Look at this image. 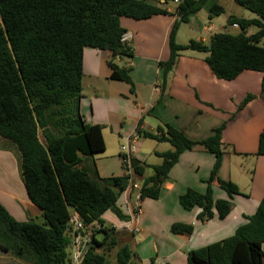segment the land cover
Wrapping results in <instances>:
<instances>
[{"label":"trees","instance_id":"16d2710c","mask_svg":"<svg viewBox=\"0 0 264 264\" xmlns=\"http://www.w3.org/2000/svg\"><path fill=\"white\" fill-rule=\"evenodd\" d=\"M207 1L173 0L176 7L169 11L151 0H0V137L15 147L22 181L44 218L42 223L35 219L20 222L0 203L1 252L22 264H71V219L78 214L86 227L98 226L81 264H112L99 249L116 245V227L107 225L103 216L111 211L121 221L132 220L118 206L130 181L126 175L102 178L98 174L94 159L106 150L104 127L86 122L81 102L87 48L111 52V79L128 83L134 91L132 69L125 58H133L135 50L131 43L122 41L127 34L122 18L177 17L170 34L171 56L160 63L165 85L183 53L194 51L207 54L205 62L220 80H235L245 71L262 73L264 99V0H235L256 16L228 17L229 26L240 28L239 35L223 31L213 34L207 43H176L180 25L189 23L190 16L200 12ZM224 12L219 4L210 8L211 17ZM252 27L258 31L249 36ZM255 98L248 95L239 110ZM141 126L137 128L140 137L167 142L172 147L158 153L162 163L152 167L151 176H145L147 167L133 157L132 166L142 177V201L159 199L180 156L201 145L215 156L206 181L207 192L188 189L180 197V204L187 211L200 208L198 220L202 223L215 218V211L219 219H226L234 196L241 193L235 183L218 177L225 154V124L200 142L192 141L170 124L160 127L157 133L145 132ZM257 155L264 156V132ZM88 161H92L91 167ZM215 183L228 199L215 200ZM247 220L233 236L189 252L187 264H263L264 197L257 212ZM194 229L193 224L175 223L171 231L191 235ZM136 258L137 253L124 246L117 254V264H137Z\"/></svg>","mask_w":264,"mask_h":264},{"label":"crops","instance_id":"0c3cea01","mask_svg":"<svg viewBox=\"0 0 264 264\" xmlns=\"http://www.w3.org/2000/svg\"><path fill=\"white\" fill-rule=\"evenodd\" d=\"M151 2L169 11L176 6L175 2V6L168 5L166 0ZM220 3V0L207 1L204 8L209 16L211 6ZM202 10L190 16L188 25L203 33L196 41L207 43L221 28L214 24L211 16V27H207V14L202 15ZM246 17L254 18L249 11ZM176 21L175 15H159L147 20L122 18L121 23L131 35L130 43L135 50L133 58H125L126 65L132 69L134 91L128 83L111 79L112 71L108 66L111 52L85 49L81 113L87 123L104 127L106 144L105 152L94 159L98 174L102 178L125 175L121 146L137 134L140 123L142 130L150 133H157L160 127L170 124L196 142L225 124L222 134L225 154L218 177L235 183L241 194L234 196L232 211L226 219H219L215 211V218L200 222L201 209L185 210L180 197L188 189L201 194L207 192L206 181L211 176L215 156L201 145L184 152L169 174L170 181L163 185L159 199L143 201L139 217L125 222L111 211L103 216L106 222L110 220V227H116L117 242L113 248L104 246L99 251L107 258L115 255L116 263L119 250L129 246L138 255L134 259L137 264H187L189 252L233 236L247 223V217L257 212L264 197V156L257 155L260 135L264 132L263 74L245 71L235 80H220L205 62L206 56L187 51L165 85L160 63L167 62L171 56L170 34ZM87 76L106 83H88L85 88ZM248 95L256 98L238 110ZM0 147V203L20 222L35 219L42 223V211L31 202L22 181L15 147L1 137ZM171 149L167 142L141 136L134 156L147 167L145 176H151L152 167L162 163L158 153ZM91 162H87L89 167ZM138 181L141 183L142 177L138 176ZM213 192L215 200L229 198L217 183L213 184ZM129 195L128 198L123 195L118 206L124 215L132 217L133 200ZM175 223L193 224V234L172 233ZM13 262L19 260L0 251V264Z\"/></svg>","mask_w":264,"mask_h":264},{"label":"built area","instance_id":"2783aa9c","mask_svg":"<svg viewBox=\"0 0 264 264\" xmlns=\"http://www.w3.org/2000/svg\"><path fill=\"white\" fill-rule=\"evenodd\" d=\"M179 2V0H175ZM130 34H125L122 41L130 44ZM140 136L136 134L130 137L127 142L121 146V158L123 162V168L125 175L129 177V188L123 193L126 198L132 197V219L139 217L143 212L142 197H141V183L138 181V175L136 174L133 166L132 159L136 151V142ZM133 194V195H132ZM73 226L74 238L71 252V264H81L82 260L93 243V233L98 228L97 225H91L86 227L80 220L78 214H74L71 219Z\"/></svg>","mask_w":264,"mask_h":264},{"label":"rangeland","instance_id":"374dc122","mask_svg":"<svg viewBox=\"0 0 264 264\" xmlns=\"http://www.w3.org/2000/svg\"><path fill=\"white\" fill-rule=\"evenodd\" d=\"M221 1V5L225 8V12L223 14H221L220 16H212L211 18H214L215 19V22L214 24L216 26H218L219 28H221V30L219 32H223V31H228L230 34L232 35H239L241 33V30L238 26H229L228 23H227V20H228V17L231 16V15H235V16H238V17H246L247 16V13L248 11H246L244 8L240 7L235 0H220ZM168 5L170 6H175L174 5V2L173 0L169 1L168 2ZM176 7V6H175ZM203 14L202 15H206V24H207V27H211V23H210V16L209 14L206 12L207 10L204 8L202 10ZM206 13V14H205ZM210 13V12H209ZM253 17H256L253 13H252ZM209 16V17H208ZM247 18V17H246ZM1 19V18H0ZM1 21V20H0ZM258 31L257 28L255 27H252L249 29L248 31V35H252L254 33H256ZM205 34H208L210 32H204ZM201 32H198V30H195L194 27L192 26H189L188 23L187 24H181L180 25V28L177 32V37H176V43L178 44H188L191 40H195L198 36H200ZM264 43V42H263ZM262 43V44H263ZM264 45V44H263ZM197 54H200L201 56L205 57L207 56V54H203V53H198L196 52ZM84 83H85V88L87 87L88 83L89 85L91 83H106V82H98V81H93L92 79H90L89 76H87L84 80ZM241 106V105H240ZM240 106H239V109H240ZM238 109V110H239ZM236 113H234L233 115H235ZM225 150V149H224ZM234 157V156H233ZM109 215V213H108ZM108 222H110L109 219H107ZM107 222V225H110V223ZM98 237H101L100 233H97L96 234ZM106 250V249H105ZM112 249L108 250V251H111ZM109 261L112 263V264H117L116 263V260H115V255L111 258H108ZM20 264V261L19 262H13V264ZM22 263V262H21ZM7 264H10V263H7Z\"/></svg>","mask_w":264,"mask_h":264},{"label":"water","instance_id":"95a60500","mask_svg":"<svg viewBox=\"0 0 264 264\" xmlns=\"http://www.w3.org/2000/svg\"><path fill=\"white\" fill-rule=\"evenodd\" d=\"M120 66H122V64H120Z\"/></svg>","mask_w":264,"mask_h":264}]
</instances>
